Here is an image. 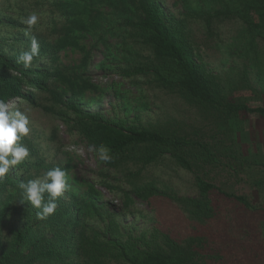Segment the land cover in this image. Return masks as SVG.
I'll return each instance as SVG.
<instances>
[{"label": "trees", "instance_id": "trees-1", "mask_svg": "<svg viewBox=\"0 0 264 264\" xmlns=\"http://www.w3.org/2000/svg\"><path fill=\"white\" fill-rule=\"evenodd\" d=\"M218 1L221 0H209V8ZM222 5L223 10L210 13L197 11L189 3L184 17L177 18L167 14L158 0H0V26L19 34L15 43L22 40L23 44L22 49L9 55L0 52V99L17 101L13 107L21 102L42 107L55 114L67 131L77 134L88 147L103 144L110 149L112 157L105 163L93 153L101 167L97 178L89 183L94 197L86 198L84 192L78 194L85 181L67 175L72 195L66 197L63 193L57 198L55 212L40 219L36 215L40 209L25 199L19 184L43 178L47 170L58 165L39 155L32 137L23 136L18 143L29 149V156L20 164L10 165L9 172L0 180V264H207L206 255L200 251L205 239L200 235L177 239L154 223V233L162 234L159 244L155 241L157 234L153 243L143 234L132 236L123 232L115 213L97 204L98 192L93 185L99 184L111 191L114 185L109 176L113 175L129 185V190L123 192L124 208L136 198L155 212L153 198L158 195L177 202L189 219L203 222L215 214L211 192L222 191L200 174L205 165H221L214 145L199 137L186 136L179 128L169 126L166 119L144 123L139 113L132 117L107 116L102 110L85 107L90 103L85 99L86 93L96 92L98 99L112 93L113 97H121L124 101L121 109L127 112L128 93L120 91L119 83L114 80L94 84L87 73L73 76L60 88L59 83L66 79L61 72L59 52L67 45L79 47L86 65L92 48L102 45V58L94 64L96 68L116 72L129 79L130 84L138 86L142 79L177 95L211 115L213 124H226L230 115L240 112L264 117L263 105L250 106L230 98L237 85L233 81L225 85L213 74L201 61L190 39L187 17L203 19L209 25L214 15L240 9H261L264 15V0H232L234 10L229 8V0H224ZM98 6L108 9V17L121 30L113 43L103 34ZM40 11L49 17L39 19L29 28L23 21L33 13L41 14ZM56 33L57 37L51 38ZM33 36L40 44V54L25 68L17 62V57L30 49ZM88 36L94 45L87 49L79 39ZM41 93H48L54 106H43ZM164 158L193 173L197 197L176 196L166 190L159 191L154 183H140L141 173ZM59 167L68 174V166ZM255 183L261 186L264 179L259 178ZM222 193L245 208L259 206L243 195ZM94 215L102 222L97 227L88 224ZM5 226H8L7 235L2 234Z\"/></svg>", "mask_w": 264, "mask_h": 264}, {"label": "rangeland", "instance_id": "rangeland-1", "mask_svg": "<svg viewBox=\"0 0 264 264\" xmlns=\"http://www.w3.org/2000/svg\"><path fill=\"white\" fill-rule=\"evenodd\" d=\"M158 1L167 14H173L177 18L184 17L185 6L189 3L197 11L212 13L224 9V0L218 1L210 8L209 0ZM231 1L229 0V8L234 10L236 7L231 5ZM43 9L45 8L41 10ZM98 10L107 41H117L120 28L108 17V9L105 6H98ZM40 12L41 14L36 12L39 19L45 20L49 17L43 11ZM2 21L5 22L6 19L2 18ZM187 25L190 39L201 61L205 62L209 70L225 85L230 81H233L234 86L237 85L230 98L250 106H264L262 10L246 8L240 9L239 12L214 15L209 25L203 19L187 17ZM2 27L0 26V52L9 55L22 49V40L19 44L15 43L19 34ZM56 37L57 33L51 38ZM79 43H83L88 49L94 45V40L88 36L80 38ZM102 50V45L93 47L92 56L86 65L79 47L67 45L61 50V72L67 81L62 79L60 88L65 87L73 76L86 73L90 74L94 84L101 85L110 80L118 82V89L128 93L127 112L121 109L124 104L121 97H113L112 93L101 99H98L96 92L86 93L85 99L90 103L85 107L102 110L107 116L132 117L133 114L139 113L144 123L166 119L169 126L179 128L186 136L211 142L216 148V156L221 165H205L200 174L203 173L206 179L223 192L243 195L249 202L259 206L255 209L245 208L232 197L215 189L210 194L215 214L203 222L189 219L188 213L177 202L158 195L153 198L155 212L148 210L147 205L136 198H133L129 207L124 208L123 192L129 190V185L126 181H118L113 175L109 176L114 185L111 191L99 184L93 185L98 192L97 204L115 213L123 232L126 231L132 236L143 234L153 243L156 234L155 241L162 243L160 231L154 233V223L158 224L161 231L177 239L196 234L202 236L205 240L200 251L206 255L207 264H264V183L261 186L255 183L259 178L264 179V117L255 113L240 112L230 115L226 124H213L211 115L187 104L177 95L166 93L142 79H139L138 86L130 84L129 79L120 77L116 72H105L96 68L94 64L101 60ZM91 96L94 98H90ZM39 98L43 106H54L48 93H41ZM16 102H7L9 110L19 109L28 116L27 136L33 138L39 155L54 165L68 166L69 177L85 181L77 193L84 192L86 198L94 197L90 192L89 183L94 182L101 168L97 164V156L88 151V146L77 134L68 132L55 114L25 102L13 107ZM213 134L211 139L210 135ZM138 179L141 184L154 183L159 191L166 190L176 196H198L193 173L177 166L169 158L146 168ZM64 194L66 197L72 195L69 189ZM88 224L97 227L102 222L98 215H94ZM7 229L8 226H5L3 235H7ZM123 238H126V235H123Z\"/></svg>", "mask_w": 264, "mask_h": 264}, {"label": "clouds", "instance_id": "clouds-1", "mask_svg": "<svg viewBox=\"0 0 264 264\" xmlns=\"http://www.w3.org/2000/svg\"><path fill=\"white\" fill-rule=\"evenodd\" d=\"M39 16L36 13L29 15L23 22L32 28L37 24ZM40 54V44L35 38L31 39L30 49L21 52L17 57L18 63H23L27 68L35 57ZM9 104L0 99V180L9 172V167L20 164L29 156V149L22 143H18L23 136L29 133V119L24 111L19 109L9 110ZM88 151L98 155L99 160L107 163L112 157L110 149L103 144L89 145ZM9 154L11 158H9ZM19 188L31 205L40 209L36 213L40 219H45L53 214L57 208V198L68 190L66 172L59 166L51 168L44 173L43 178L31 179L20 182ZM45 193L48 199L45 200Z\"/></svg>", "mask_w": 264, "mask_h": 264}]
</instances>
